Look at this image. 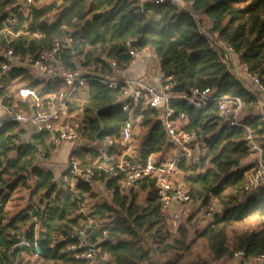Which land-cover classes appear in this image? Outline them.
<instances>
[{"label":"trees","instance_id":"trees-1","mask_svg":"<svg viewBox=\"0 0 264 264\" xmlns=\"http://www.w3.org/2000/svg\"><path fill=\"white\" fill-rule=\"evenodd\" d=\"M38 1L32 0L28 12L18 13L15 23L2 30L6 7H23L25 0H0V49L35 55L48 48L53 38L70 37V48L63 52L66 67L74 68L73 51L87 74L112 77L129 67L133 58L126 53V42L134 40L136 48L151 50L160 59L159 68L173 89L189 92L192 88L210 87L215 96L238 97L242 121L260 140L264 153V123L255 113V97L218 60L188 11L140 0H53L46 5ZM190 8L198 15L201 26L216 32L240 53L243 64L264 76V0H191ZM202 17L206 19L204 23ZM16 78L33 88L40 89L45 83L41 93L62 87L60 81L46 82L27 69L12 67L8 81ZM120 95L121 88H107L97 80H88L80 89L72 111H76V130L84 140L121 136L129 114L122 110ZM170 107L175 110L173 118L179 111L185 113L186 119L178 128L194 132L199 146L204 148L192 162L177 161L174 177L187 188L191 202H198L202 208L214 200L219 203L220 212L211 221L199 228L193 212L170 230L169 215L162 207L155 178L138 179L121 193L118 186L124 173L114 168V160L107 161L106 168L95 169L92 179L78 184L85 198L87 194L96 199L94 181L103 182L111 191L106 199L95 201L82 214L72 194L58 184L60 175L55 176L51 169L37 163L40 158L50 159L55 151L47 135L17 143L18 124L6 122L0 125V155L5 157L1 174L12 182L0 197V246L15 242L12 230H25L29 239L36 230L40 253L34 255L28 249L16 248L0 257V264H28L30 257L49 264H75V253L83 249L67 250L78 243L69 234L85 227V245H95L109 254L101 264H212L236 251L243 252L237 264H247L244 260L263 254L264 185L249 194L242 192L245 174L255 162L242 163L253 156L246 144L247 131L221 118L215 102L197 109L177 100ZM163 111L137 108L132 113L141 114L139 126L145 130L138 150L141 160L148 155L166 160L174 147L165 129ZM81 151L77 152L79 161L88 162ZM18 185L29 189V203L8 215L5 202ZM250 218L256 220L255 226H241ZM95 224L102 226L95 229ZM102 230L107 231L106 236Z\"/></svg>","mask_w":264,"mask_h":264},{"label":"built area","instance_id":"built-area-1","mask_svg":"<svg viewBox=\"0 0 264 264\" xmlns=\"http://www.w3.org/2000/svg\"><path fill=\"white\" fill-rule=\"evenodd\" d=\"M144 2L143 0H140ZM152 4H169L179 11L186 10L196 20L199 31L206 38L209 46L215 51L218 60L227 68L232 77L238 81L256 99L257 115L264 123V76L252 72L249 67L242 63L241 55L234 47L220 37L216 32H209L199 24L198 15L190 8L191 0H147ZM32 0H25L23 7L12 9L6 7V15L3 17L2 30L7 25L15 23L18 13L26 14ZM36 35V34H34ZM39 36V35H36ZM134 40L126 42V53L134 58L141 50L135 47ZM70 37H55L51 45L39 51L35 55L16 54L12 48L2 47L0 49V110L3 112V119L0 125L6 122H15L17 127L16 142H32L36 137L46 134L48 141L53 145L55 151L69 144V152L63 172L60 174L58 184L61 189L72 194L78 210L86 214L88 210L87 199L84 193L78 188L81 181H89L95 175V169L106 168L107 161H113L114 168L124 173L120 180L118 189L121 193L130 188L134 181L146 176L155 178L158 188L159 199L163 209L168 213L172 225L178 227L182 222V213L188 209L190 195L186 187L179 181L173 179L175 163L180 160L192 162L196 154L204 148L199 146L198 137L194 132H185L178 128L181 121L186 119L184 112H177L170 107L172 101L182 100L194 108L201 109L209 103L215 102L218 107V114L221 118L228 120L230 125L242 127L247 131L246 144L252 150L255 159L254 165L246 172V180L242 188L244 194H249L264 185V153L259 141L255 138L250 126L245 124L241 118V101L236 96L222 95L215 96L210 87L192 88L189 92L173 89L169 78L159 68L160 59L154 55L158 65L156 76L157 86H153L137 78L124 76L123 71L116 72L114 76H95L87 74L71 52V63L74 68H68L63 61V52L70 48ZM115 66L114 61H110ZM27 69L35 77L45 79L46 82L54 83L60 81L62 87L59 90L41 93L45 87L33 88L25 86L18 81V78L8 81L9 70L12 68ZM88 80H97L107 88H121L122 110L129 114L119 138L104 137L101 141H86L77 132L78 126L76 111H72L75 105L76 96ZM163 108V121L168 136L173 143L176 152L166 160H158L153 155H148L145 160L138 156L125 157V150L129 149L133 132L140 128L139 120L141 114L134 116L135 109ZM115 147H122L123 154L115 160L110 154ZM97 150L105 159L104 163L80 162L77 152L81 150ZM0 197L8 192V186L12 179L1 174L5 166V157L0 155ZM111 191H108L110 193ZM205 211L213 209L212 204L205 206ZM101 224H95V229L101 228ZM36 229V226H35ZM86 230L71 232L70 237L78 240L75 245H69L67 250L83 249L75 253L77 259L75 264H101L109 258V254L102 251L95 245L86 246L84 237ZM93 230V229H92ZM15 239L11 245L0 246V257L13 253L16 248L28 249L29 253L38 255L40 247L37 242V233L34 231L32 239L26 235V231H10ZM106 236L107 231L102 230ZM54 241L51 243L53 245ZM233 257L238 261L242 258L243 252L236 251ZM247 264H264V253L244 260Z\"/></svg>","mask_w":264,"mask_h":264},{"label":"rangeland","instance_id":"rangeland-1","mask_svg":"<svg viewBox=\"0 0 264 264\" xmlns=\"http://www.w3.org/2000/svg\"><path fill=\"white\" fill-rule=\"evenodd\" d=\"M53 0H39L38 4L39 5H46L51 3ZM49 17L52 18L53 14H49ZM206 19H204L202 17V21L204 23ZM153 71L156 70V66L152 65ZM257 109L255 108V113ZM242 115V114H241ZM0 119H3V112L0 110ZM145 135V130H141L140 128H136L135 131L133 132L132 135V140L131 143L137 144L136 146H133L135 149L134 153H136V155H138V149H139V145L140 142L142 141V139L144 138ZM258 141L260 142V140L258 139ZM136 147V148H135ZM123 148L122 147H115L114 148V153H116L114 156L115 160H117L122 154H123ZM59 151H54L52 154V157L50 159H42L40 158L37 163L39 165H41L42 167L51 169L53 171V173L55 174V176H58V170L61 169L60 165V161H63V158H59V160H56V157H58L59 155ZM80 153V152H79ZM81 153L84 155V159L88 162H98V163H104L105 164V160L104 158L101 156V153H99L97 150H83L81 151ZM134 153L129 154L134 156ZM79 155V154H78ZM125 157H130L128 154H123ZM171 155V154H170ZM168 155L166 159H169L171 156ZM197 155V154H196ZM153 157L155 159L159 160V155H153ZM90 159V160H89ZM67 161V159H66ZM65 161V162H66ZM250 161H253V157L250 158ZM175 174L173 175V179L174 180H178V178L174 177ZM28 182L30 185H32V177L28 178ZM92 186H93V190L94 193H96V199H93L92 197H90L89 195L86 194V199H87V204H88V208L95 202V201H100V200H104L108 197V193H106V188L104 186L103 182H99V181H94L92 182ZM36 199V198H35ZM27 203H29V189L24 188L20 185H18L11 193L10 196L8 197V199L5 202V206H4V211L7 212L8 215H12L14 213H16L18 210H20L21 208L25 207L27 205ZM213 209L210 211H205V209H203L202 207L199 206L198 202H190L188 205V209L186 211H184L182 213V221L186 219V217L190 214L195 212V217L197 219V223H198V227L202 228L206 223H208L209 221H211L213 215L215 213H219L220 212V205L217 201H213L212 203ZM168 223H169V227L170 230H175L177 227L172 225V222L170 220V218L168 217ZM256 224V220L254 218H250L248 220H246L243 224H241V226H246V227H253ZM238 260L236 258L233 257V255H226L218 260H215L212 264H237ZM28 264H49L48 262H43L35 257H30L29 258V262Z\"/></svg>","mask_w":264,"mask_h":264},{"label":"crops","instance_id":"crops-1","mask_svg":"<svg viewBox=\"0 0 264 264\" xmlns=\"http://www.w3.org/2000/svg\"><path fill=\"white\" fill-rule=\"evenodd\" d=\"M143 1H147V0H143ZM152 65L156 66V70L155 71H153ZM157 72H158V65H157V63L154 60V53L151 50H148V49L141 50L133 58V60L131 61L129 67L126 70L123 71L125 77L137 78V79H140V80H142V81H144L146 83H149V84H151L153 86H157L158 85L157 81H156ZM133 146L137 147V144H134V145H133V143L130 144L129 149L125 150L124 153H126L128 155L134 153L135 149H133L134 148ZM69 148H70V145L67 144V145H65V147L59 149L60 152H58L59 155H58V157H56V160H59V158H63V157H64V159H63V161H60V165L59 166L61 167V169L58 170L57 175H60L61 172L65 168V165H66L65 161L67 159ZM59 150H57V151H59ZM175 152H176V149L174 147H172L170 149V151H168V155L171 154L170 156L172 157ZM111 154L114 155V156H117V155H115L116 153H114V149H112ZM137 156L138 155H136V153H134V157H137ZM251 157H253V159H254V156H250L249 158L243 160L242 163L246 164L247 162L250 161ZM106 193H108V191H106Z\"/></svg>","mask_w":264,"mask_h":264},{"label":"water","instance_id":"water-1","mask_svg":"<svg viewBox=\"0 0 264 264\" xmlns=\"http://www.w3.org/2000/svg\"><path fill=\"white\" fill-rule=\"evenodd\" d=\"M198 140H199V138H198Z\"/></svg>","mask_w":264,"mask_h":264}]
</instances>
